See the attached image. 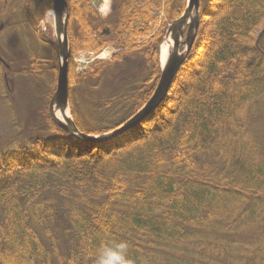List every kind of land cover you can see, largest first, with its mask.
Here are the masks:
<instances>
[{"label":"trees","instance_id":"1","mask_svg":"<svg viewBox=\"0 0 264 264\" xmlns=\"http://www.w3.org/2000/svg\"><path fill=\"white\" fill-rule=\"evenodd\" d=\"M216 1L201 0L186 65L206 35L220 37L219 48L200 73H190V82H199L190 93L179 73L147 129L140 125L105 143L77 142L49 114L53 92H32L35 115L16 105L5 108L12 128L3 133L16 132V140L0 137V264H95L96 250L109 241H126L135 264H264V177L248 160L253 150L264 160V0L248 11L234 7V24L214 17ZM68 2L75 44L78 38L119 50L107 66L98 62L73 75L76 125L102 135L152 97L163 37L187 0H116L105 18L87 0ZM52 6V0H0V23H7L0 36H24L26 49L15 51L17 60L4 58L10 69L0 63L3 77L6 72L30 86L46 80L55 87L57 72L50 66L58 51L40 27ZM225 75L230 87L223 86ZM209 77L217 91L223 88L219 96ZM114 83L123 94L93 93ZM240 90L250 97H238ZM160 178L163 184L148 187Z\"/></svg>","mask_w":264,"mask_h":264},{"label":"rangeland","instance_id":"2","mask_svg":"<svg viewBox=\"0 0 264 264\" xmlns=\"http://www.w3.org/2000/svg\"><path fill=\"white\" fill-rule=\"evenodd\" d=\"M38 1H40V0H37V2ZM66 1L69 5V7H68V9H69L68 40H69V46H70L69 85H70V90H73V88L75 87L73 75L75 73L77 75L83 74V73L87 72L90 68H92L95 65V63H98V62L107 66L113 60V56L119 50L116 49L111 44H109V45L105 44L103 46H99V45H96V43L91 42L89 40L88 41H85L84 39L78 40V38H77V42L75 44L74 40L70 38V34H69L71 4L68 2V0H66ZM87 1L89 3H91L92 7L94 9H96L98 14L100 16L102 15V17H107L108 15L113 13L114 8H115V2H116V0H87ZM235 1H237V3H238V4H235V6H234V4L232 5L231 3L226 2V0L216 1L215 2L216 3V9L214 10V17L219 18V19H226L227 18L228 19L227 21H229V22L231 21V24H234L235 20L237 19V18H234L235 14L232 13L234 7L238 8V9H242V10L244 8L245 11H248L246 9L250 10L251 8H254L260 4V0H252V1H250V3L247 6L242 4L240 2V0H235ZM41 2H42V0H41ZM52 8H53V6H52ZM242 17H243V19L244 18L248 19L246 14ZM232 18H234V20ZM236 22H237V20H236ZM40 27H41L42 32H43L42 33L43 39L45 41L46 40H52L57 45V36H56V32H55V22H54V17L52 18V11H49L46 14L44 21L42 22ZM261 30L262 29L260 28L257 31V33L258 34L261 33ZM198 31H199V29H198ZM11 33L12 32L8 31V32H6V34L3 37L0 36V55L3 58L8 57V60L14 61V60L18 59V57L14 58V57H16V55L18 56V54H16L15 51H26V49L22 50V48H23L22 45H24V44H22L23 40H24V36L16 37L14 34H11ZM163 38H164V40H163L164 42L162 41L160 48H162L164 43L167 41L165 39V36ZM219 41H220V37H218L215 34H212L211 36H208V37L206 35V40L203 41L204 44L202 43L200 46V43H199V47H198L199 50H198L197 57L192 62H190L189 64L186 65V63L188 62V61H186V63L183 65V67L180 71V74L182 76L184 75L183 76L184 78L182 77V80L187 79V82L185 83V85L186 86L189 85L186 89V90H188V93H190L199 84L198 81L196 82V79L192 80V82H190L191 78H193L192 74H190V73L193 72V74H194L195 71H198L200 73L203 70L204 63H206L209 60L210 55L213 53V51L215 49L217 50L219 48V45H218ZM183 50H184V47L181 48V51H183ZM242 50L243 49L238 47V53L239 54L242 52ZM44 51H46V50H44ZM32 54H34V53H32ZM237 64L238 63L231 65L229 63V65L233 66L234 68L239 65V64L238 65ZM1 66L2 65H0V69H1ZM58 66H59V62L51 65L50 67L51 68L53 67L58 74ZM219 68L220 67L218 66L217 69H219ZM105 72H106V70H105ZM5 73L6 72H4V74ZM106 75L107 76H105V79L109 80L108 76H110V75L108 73H106ZM181 75H179V76H181ZM228 77H230V76L229 75L223 76V81H224L223 86H226V85L229 86L232 83L231 82L232 80H230V78H228ZM8 79H9V81L5 80V77H3V71L0 70V137L4 136L6 134H8V136L11 135L9 137L10 139L8 140V142H10L11 140H14V139L16 140V137H15L16 132L15 133H3L8 128L9 129L12 128V125L10 123V117L6 115L5 108H9L12 110V105H16V111H22L23 110L26 115H35V114H33L34 113L33 108H34V105H37L36 104L37 101H35V100L31 101L30 99H36L37 97L33 98L34 94H32V92L35 90V93L37 91H39L41 93H44L45 95L49 94L50 92H53V96H54L55 92H56V87H57V78H56L55 87L49 86V83H47L46 80L41 81V83H39L40 86H37L36 83L30 86L27 82H25V80L22 81L20 79V81H18L19 79H17V78L12 80L9 76H8ZM209 79L212 80V86L215 88V92H216L218 88H217V85L215 86V82H214L213 77H209ZM234 83H237V82H234ZM114 84L113 85L111 84L110 88L104 87L102 89L96 90L93 93L98 95V96L102 95V98H106L108 96V94H111L114 91H116L117 95L123 94L124 93V91L122 90L123 86L119 88V87H117L116 84L114 86ZM4 88L7 90V92L10 94V97L12 98L10 101H6V98L3 96V92L5 91ZM222 89H219L217 91V96H219V93L221 94ZM184 90H185V86H182L181 92H182L183 96L185 94H188L187 91L185 92ZM242 92H243L242 90L239 91L238 97H239V95H240V97L244 96L245 99L250 97V96H248L247 93H244V92L242 93ZM18 95H20L19 96L20 99L17 102V104H14L17 101ZM53 96L50 99V104H51ZM186 96L187 95H185L184 97H186ZM202 96L203 95H200V96L198 95V96H195V98L197 99V98L202 97ZM216 99H217V97H216ZM221 99H222V97H218V100H221ZM175 100H177V97L175 98ZM175 102L176 101H174V103ZM186 103H189V101L186 100ZM50 104H49V114H50ZM192 104H194V102H192ZM145 105L146 104H144V106ZM240 105H241V109H240V111H238V115L242 111V107H243L242 103H239V106ZM57 115H58V118L62 119V117L59 116V113H57ZM229 115H233V112L230 113ZM233 116H235V115H233ZM233 116H229V117L234 118ZM140 125H143L142 127L145 129H147L149 127L148 126L149 123L147 124L146 121L145 122L143 121ZM119 127H116L114 129H112L111 131H113ZM16 136H18V135H16ZM21 136L23 137L24 135H21ZM19 139H20V137H19ZM2 140H0V144L3 143L4 140L3 141ZM230 142H234V140H231ZM227 147H230V146H227ZM248 158H249L248 160L252 164L251 166L254 169L255 174H259V175H262V177H264V160L261 157H257V151L253 150L250 153V157H248ZM257 158H259L261 161H259ZM260 164H263V165H260ZM201 174H204V173H201ZM155 182L156 183H151L148 187L155 189V185L157 183L163 184L165 182V179L160 178V179L156 180ZM139 186H142V185H139ZM193 186H194V190H197V191L199 190V185L194 184Z\"/></svg>","mask_w":264,"mask_h":264},{"label":"water","instance_id":"3","mask_svg":"<svg viewBox=\"0 0 264 264\" xmlns=\"http://www.w3.org/2000/svg\"><path fill=\"white\" fill-rule=\"evenodd\" d=\"M52 2V12L55 16L56 36L58 41V53L61 59V63L58 67L56 92L50 104V114L54 123L63 129L70 138L87 142L108 141L139 126L168 98L173 84L192 50L200 26V0H188L184 14L174 21L168 29L165 39L168 41V39L171 38L174 45L172 49H170L166 61L161 64V75L150 100L121 127L103 136L84 134L75 123L70 106L68 3L66 0H52ZM186 27H188V29L185 34ZM3 28L4 26L1 25L0 32ZM181 46L185 47L182 53H180ZM162 48L160 50V63L162 62ZM0 61L4 62L1 57ZM68 110L69 117L66 116ZM58 111L62 114L63 120L58 118Z\"/></svg>","mask_w":264,"mask_h":264},{"label":"clouds","instance_id":"4","mask_svg":"<svg viewBox=\"0 0 264 264\" xmlns=\"http://www.w3.org/2000/svg\"><path fill=\"white\" fill-rule=\"evenodd\" d=\"M129 245L126 241L102 243L95 253V264H135L128 256Z\"/></svg>","mask_w":264,"mask_h":264},{"label":"bare ground","instance_id":"5","mask_svg":"<svg viewBox=\"0 0 264 264\" xmlns=\"http://www.w3.org/2000/svg\"><path fill=\"white\" fill-rule=\"evenodd\" d=\"M54 17L53 13H52V18ZM177 20V19H176ZM172 40L171 39H168L167 42L164 43L163 45V48H162V56H161V63H160V66L161 64H163L166 59H167V55L168 53L170 52V49H172ZM59 113V112H58ZM59 116L62 117V114L59 113ZM66 116L69 117V110L66 112ZM63 118V117H62Z\"/></svg>","mask_w":264,"mask_h":264}]
</instances>
